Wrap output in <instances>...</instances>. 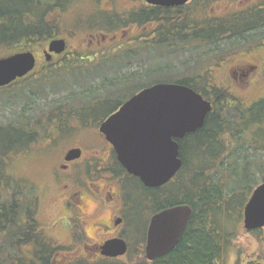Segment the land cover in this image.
<instances>
[{
	"label": "trees",
	"instance_id": "obj_1",
	"mask_svg": "<svg viewBox=\"0 0 264 264\" xmlns=\"http://www.w3.org/2000/svg\"><path fill=\"white\" fill-rule=\"evenodd\" d=\"M68 1L0 0V6L3 9L4 6L11 7L7 10L0 9V18L9 20V24L0 25V42L16 47L6 56L22 50L32 49L29 45L35 44L33 42L38 43L40 38L44 42L47 38L50 40L58 37L53 34L54 30L52 27H56L61 10L69 3ZM105 2L112 4L111 0L100 3L104 4ZM131 4L134 5L135 3ZM131 12L132 10L122 13V15L117 14L119 17H116L114 13H109L111 15L108 14V16L112 20L106 19L105 22L107 21V23L103 24L107 27L101 26V29L98 31L113 33L114 31H119L122 27H126L127 23L144 22L146 20V14ZM23 14L25 16H22ZM44 14L48 16V21L46 22L44 21L45 18H43ZM160 14L161 20L165 22L179 19H182L184 22H191L193 18V3L190 1L185 4L178 17L177 13H175L174 18H172L169 10L154 14V17ZM236 19L232 21V39L230 41L226 40V32L230 24L229 22L225 23L220 20L216 23L214 29L201 30L199 34L184 37L182 39L183 43L192 42L194 36L206 40L210 37L211 41L214 42L217 53H228L231 49L236 50L242 47L243 41L248 42L246 41L248 37L257 36L261 28L264 30V11L247 18L238 16ZM141 25H144V23H141ZM33 36L36 37L31 39ZM21 41L24 42L20 43ZM138 42L140 41L135 42L134 45L129 42L130 47L137 45L138 47H144V49L148 48L146 45L139 46ZM144 49H140V51ZM133 52L135 51H132L130 48L128 51H123V54L128 56L124 62L127 64L133 62L132 57L137 54ZM123 54H120V56ZM94 58L82 61H93ZM73 61H76L77 64L80 62L77 59H73L63 61L60 64L65 63V65L71 66L70 70H73L76 69L72 68ZM60 64L45 67L44 71H41L45 73ZM161 71L167 75L163 76L159 81H169L175 79L178 75L177 69H168L165 65ZM170 73L174 76H169ZM133 74L134 77L141 75L138 73V68ZM104 80L108 79L104 78ZM149 84L147 82L138 84L136 90L127 94L123 99H126L139 88L148 86ZM83 85L85 86V84ZM40 87L39 90H41ZM27 88L21 89L22 94L28 97L27 100L31 99L33 94L37 96V90L35 89L38 88L37 86L28 90ZM2 90L3 88H0V93H6L7 96L14 92ZM87 94L82 96L83 98L78 96L79 98L73 99L72 101L78 102H73V106L67 108L68 112L76 114L78 111H82L84 112L82 114L91 113L92 115H96L94 110L95 103L103 100L106 96L101 91L91 93L87 91ZM202 95L204 96V94ZM215 96L218 98L219 94H215ZM60 105L56 106L59 114H61L60 109L62 108ZM221 107L223 108L220 112L215 108L206 115L201 128L186 134L178 141V154L181 166L175 176L166 185L158 188H145L138 181L141 190L144 192L142 205L143 210L147 212L146 216L150 212L155 213L161 209L178 204L188 205L191 209L188 223L179 241L171 251L151 262H147L143 258V255L136 262H122L106 258L95 261H82L79 259L75 261L69 259L68 261L69 256H67L61 257L60 262L62 263L59 264H216L225 249L229 245H232L231 242L235 232L231 226L241 217L250 187L254 185L252 183L254 174L257 173L260 176V182L264 181V165L259 168L255 159L258 154H253L255 157L250 159V163L246 155V151L249 150H252L253 153L260 151L264 154V145L257 143V140H259L257 130L259 126L264 124V97L258 102L253 103L250 107L241 110L237 106L228 107L227 109L225 105ZM222 111H224L223 115ZM232 112L233 114H231ZM51 115V113L46 114V118H51ZM68 117L69 115L65 116V121L63 119H54L52 122H63V125L69 128V131L72 129L69 132L72 133L75 122L74 120L68 121ZM259 119H262V121L260 122ZM36 122L29 123L23 121L16 126L7 125V123L0 124V133L2 134L0 136V264H53L54 249L51 248L52 243L47 242L46 236L36 229L32 220V202L25 199V195L21 192L20 183L9 175L5 165L7 154L14 153L15 150L29 143H38L37 141L41 137L37 139V134L33 133L37 124ZM235 122L237 126H234ZM59 125L61 126L62 123ZM247 125L249 126L248 134L251 130L253 132L250 136L244 137L242 130ZM15 130L20 134L17 137L9 136V134L5 136V132H2H13ZM227 143L232 147H229ZM248 177L249 179L251 178V183L247 186H240L239 182ZM132 179L137 180L136 178ZM127 197H129L128 194ZM128 199L129 203L132 204L131 199ZM135 213L137 212L135 211ZM260 230L262 229L254 230L250 233L256 234ZM141 252L139 254H143V249ZM236 264H239L238 261ZM243 264H259V262L257 260H247Z\"/></svg>",
	"mask_w": 264,
	"mask_h": 264
},
{
	"label": "flooded vegetation",
	"instance_id": "obj_2",
	"mask_svg": "<svg viewBox=\"0 0 264 264\" xmlns=\"http://www.w3.org/2000/svg\"><path fill=\"white\" fill-rule=\"evenodd\" d=\"M111 1L112 4L108 2L103 4L97 0L105 14L116 13L115 0ZM136 1L138 3L132 5L133 0H128L130 6L127 11L146 14L144 22L127 23L126 27L113 33L92 30L81 35L69 32L66 36L67 32H65L63 38L59 36L50 40L47 38L44 42H38L35 48L16 52H31L35 66L23 77L1 87L2 91L28 79L38 68L44 71L45 67L55 66L63 61L91 60L96 52L109 47L112 43L129 44L130 42L134 45L135 42L140 41L138 43L148 46L147 50L164 48L166 53L173 55H170L172 58L176 57L171 65L169 63L165 65L168 69L178 71L176 78L168 82L185 85L199 94H204L203 97L211 103V107L229 105L247 108L263 99L262 97L251 100L248 105L245 101L253 92L264 93V30L262 28L257 36L248 37L246 39L248 42L243 41L242 47L231 49L228 53H217L210 37L206 40L194 36L192 42L187 44H184L182 39L199 34L201 30L214 29L216 23L222 20L230 24L226 32V40L230 41L232 21L237 20L238 16L247 18L263 12L264 0H188L187 3L190 1L193 3V15L195 14L191 22H184L182 19L165 22L161 20L162 13L154 17V14L167 10L170 11L172 18L175 13L178 17L185 4L162 7L148 4L144 0ZM141 31H144V36ZM52 40H63V50L59 53L50 51L48 43ZM177 56H181L180 59ZM215 94H219V97L217 98ZM123 102H118L112 111L102 117L91 113L82 114L84 113L82 111L76 114L67 112L68 121L74 120L73 131H76L79 137L63 149L55 148L51 142H47L44 147L45 150L50 148L51 152H56L48 172V192L49 204L56 205L59 214L49 223V228L68 234L70 241L74 235L76 239L82 240L74 250V253L77 252L79 255L85 252V257L80 255L79 260L82 261L103 258L117 260L124 257L126 253L115 258L100 255L101 245L110 239H122L126 245V252L129 251V243L123 233L127 215L132 210L124 185L127 179L135 177L129 175L119 164L113 147L99 131L100 124ZM59 124L55 122L58 135L51 138L52 141H57L62 134L72 130L69 131L63 123L61 126ZM72 151L74 153H71ZM35 210L34 203L31 209L32 220L36 229L43 234L48 227L47 224L41 225L38 222L34 216ZM152 214L150 213L149 219ZM75 229L82 230L73 234ZM59 247L67 248L69 245H58L57 240H54L51 248ZM88 251L93 253L90 258ZM72 254L70 253L68 261L74 260L75 256Z\"/></svg>",
	"mask_w": 264,
	"mask_h": 264
},
{
	"label": "rangeland",
	"instance_id": "obj_3",
	"mask_svg": "<svg viewBox=\"0 0 264 264\" xmlns=\"http://www.w3.org/2000/svg\"><path fill=\"white\" fill-rule=\"evenodd\" d=\"M104 1L107 0H100V2ZM133 1V4L137 3L136 0ZM68 2V4L65 5V8L61 10L56 22V27H52L54 35L63 38L65 37V32H67L66 36L69 32H75L76 35H81L84 32L87 33L92 30L97 31L101 29V26L107 27L103 23H107L105 20L110 19L111 17L100 9V5L97 4L96 0H69ZM129 5L128 0H115L116 13L122 15V13L128 10ZM10 8L11 7L4 6V9L6 10ZM0 9L4 10L2 6H0ZM194 15L192 14V16ZM10 16L12 17V15ZM22 16H25V14ZM116 17L119 16L116 14ZM43 18H45V22L48 21V16L45 14ZM7 24H9V20L1 17L0 25ZM141 32L144 36V31ZM35 37L36 36L31 37V39H34ZM42 41L43 39L40 38L38 42ZM22 42L24 41H21L20 43ZM33 43L36 44L37 42ZM35 44H30L29 46L35 48ZM141 45L144 46L145 44L139 43V46ZM137 47V45L130 47V44L127 42L116 45L112 43L109 47L96 52L93 61H80L78 64L76 61H73L72 68L76 69L70 70L71 66L67 64L65 65V63L56 66V68H51V70H48L45 73H42L41 69H38L28 79L22 83L13 85L5 91H14L13 94H8L7 96L6 93H0V124L7 123V125L10 124L16 126L23 121L29 123L37 121L33 133L37 134V139L38 137H41L42 139L39 138L37 141L38 143H29L25 146H21L18 150H15L14 153L7 154L5 165L6 171L9 175H11L15 181L20 183L21 192L25 195V199L32 202V207L35 203V218L41 225L47 224L48 229L44 231L45 234L43 233L47 238V242L51 244L54 240H57L58 245H69L67 248L59 247L53 250V264L62 263L60 262L61 257H67L70 253H73L72 256H75L74 261L81 259L80 255L85 257V252H82L80 255L77 252L74 253L76 246L82 243V240L75 238L76 235H74V238L70 241L71 238L68 234H63L59 230L49 228V223L56 219L59 214L57 211L58 207L49 204L50 195L48 192V172L55 159L56 152H51L52 150L50 148H47L49 150H45L44 147H46L47 142H51L55 148L63 149L79 137V134L76 131H73L74 133L67 132L62 135L59 134L61 136L58 137L57 141L50 140L51 138H54L56 134L58 135V132L55 129V123L52 122V120L63 119L65 121V116L68 112L67 108L72 107L73 102H78L72 100L78 96L83 98L82 96L86 95L87 91L90 93L101 91V93L106 96V98L94 105L96 116L102 117L112 110L120 100L127 96V94L136 90L138 84L161 80L163 76L167 75L163 73L161 69H163L164 65L167 63L170 64L171 62H175L176 57L172 58L171 56L173 55L170 54V56L169 53H166L164 48L163 50L161 48L147 50L144 49V47H138V50ZM14 48L16 47L8 46L6 43L4 44L0 42V56L5 57L10 51H13ZM129 48L139 55L136 54L133 56V62L127 64L124 60L127 59L128 56H125L123 51H128ZM140 49L144 50L140 51ZM120 54L123 55L120 56ZM180 57L181 56H177L178 59H180ZM137 68L138 73L141 75L134 77L133 73L136 72ZM131 74H133V76H131ZM171 75L173 74L170 73L169 76ZM104 78H107L108 80H104ZM83 84H85V86ZM35 86L38 88H35ZM26 87H28L27 90L29 88H35L37 90V96L33 94V97L27 100L28 97H25V94H22L21 91V89H25ZM39 87L41 90H39ZM262 97H264L263 92H253L247 99H245V101L248 105L249 101L257 100ZM59 105L62 106L60 109L61 114H59L58 109L56 108V106ZM219 106L220 105H217L216 108L220 112L223 107ZM225 106L226 109L231 107L229 105ZM238 107H240V110L245 109L243 106ZM48 113L52 114V117L49 119L46 118V114ZM223 113L224 111H222V115ZM231 114H233V112ZM259 120L260 122L262 121V119ZM262 125L259 126L257 130V137L259 139L257 140V143L259 145H264V124ZM234 126H237L236 122L234 123ZM248 128L249 126L247 125L242 130L244 137H247L248 135L250 136L253 132L251 130L248 134ZM2 132H5V136L8 134L12 137L20 135L17 130L13 132ZM0 136H2L1 133ZM228 145L229 147H232L230 144ZM253 154H258V156L255 157ZM246 155L248 156L247 159L249 163L251 162L250 159L255 157L257 166L259 165V168L260 166L263 167V152L257 151V153H253L252 150H249L246 151ZM252 179L254 185L250 187V190L257 185V182L259 184L261 181L260 176L257 173L254 174ZM250 183L251 178L249 179L248 177L239 182V185L247 186ZM124 188L129 196L128 198L132 201V204L130 205L132 212L127 215L126 228L123 233V236L129 243V251L127 255L122 257L119 261L136 262L139 260L138 258H142L141 255H143L139 254V252L142 253L146 226L151 212L146 216L147 212L146 210H143L142 200L144 192L141 190L138 180L132 178L127 179ZM250 190L248 196L251 192ZM135 211L137 213H135ZM231 228L235 232L231 242L232 245H229L225 249L216 264H236L237 261L239 264H243L247 260H257L259 264H264V228L256 234L246 232L242 227L241 217L232 224ZM81 230L82 229H75L73 234H77ZM87 253L89 258L93 254L91 251H88ZM75 254H78L79 257Z\"/></svg>",
	"mask_w": 264,
	"mask_h": 264
},
{
	"label": "water",
	"instance_id": "obj_4",
	"mask_svg": "<svg viewBox=\"0 0 264 264\" xmlns=\"http://www.w3.org/2000/svg\"><path fill=\"white\" fill-rule=\"evenodd\" d=\"M148 4L169 7L188 0H144ZM48 49L59 53L63 40H52ZM35 66L31 52L0 58V87L26 75ZM209 102L190 88L171 83H156L141 89L110 114L99 131L111 144L124 170L145 187H158L178 171L181 160L176 140L202 127ZM71 153H74L72 151ZM191 214L188 205L179 204L153 214L148 222L144 258L147 261L171 251L182 235ZM242 226L250 231L264 227V181L251 191L242 210ZM122 239H110L100 254L116 257L124 254Z\"/></svg>",
	"mask_w": 264,
	"mask_h": 264
}]
</instances>
